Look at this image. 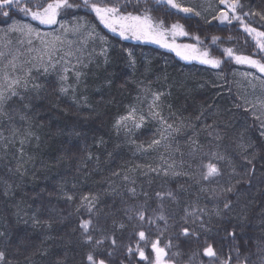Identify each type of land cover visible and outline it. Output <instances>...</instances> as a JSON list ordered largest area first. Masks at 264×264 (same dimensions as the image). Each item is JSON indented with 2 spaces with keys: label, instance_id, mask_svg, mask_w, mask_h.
Returning a JSON list of instances; mask_svg holds the SVG:
<instances>
[{
  "label": "trees",
  "instance_id": "1",
  "mask_svg": "<svg viewBox=\"0 0 264 264\" xmlns=\"http://www.w3.org/2000/svg\"><path fill=\"white\" fill-rule=\"evenodd\" d=\"M33 2L23 0L25 5ZM119 2L133 14L147 11L154 20L163 21L166 28L181 23L190 35L180 39V43L206 49L222 63L218 68L188 64L160 47L122 39L105 28L89 8L80 6L83 0H69L78 6L63 9L58 21L67 28L83 24L89 33L95 30L92 36H87L84 57L76 65V71L81 73L79 80L69 71L68 91L61 93L62 70L45 73L33 69L30 79L39 89L31 84L26 91L19 89L23 100L12 97L4 108L7 115L0 116V232L4 233L0 236V251L6 256L4 264H89V253L96 259H105L106 264H149L147 259L140 260L136 252L139 242L146 257L155 259L151 244L139 241L141 230L149 241L159 237L161 247L171 244L166 249V259L173 264H261L264 124L247 105V89L239 77L244 65L236 64L223 52L231 48L236 54L253 55L258 51L254 41L238 21L221 23L213 19L215 15L184 14L160 0ZM210 2L219 7V0ZM241 3L245 11L264 13V0H241ZM193 8L198 11L196 6ZM13 20L37 30L46 29L13 8L10 18L0 13V32L11 33L9 26ZM245 20L264 30L261 28L264 21L258 15ZM60 23L51 29H59ZM193 36H198L200 43ZM214 36L218 37L215 43ZM102 49H107L106 54H101ZM13 55L19 62L25 61L20 52ZM30 67L24 65L25 70ZM157 92L163 93L157 111L174 126L183 122L185 127L173 133L170 149L160 146L141 151L137 145L147 147L152 139L159 138V119L149 115L148 107L152 94ZM133 106L145 116L142 127L131 134L122 129L117 132L115 121ZM208 125L212 127L207 128ZM209 131L213 136L208 135ZM217 133L221 140L214 138ZM192 140L204 146L195 155L190 154ZM241 143L251 145L243 154L238 148ZM217 144L219 149L215 148ZM177 147L179 151H174ZM211 150L225 153L235 165L232 173L226 161L218 162L222 170V175L216 178L219 183L203 181L199 175L201 162H209L204 153ZM253 155L252 164H247L243 156ZM173 160L180 175L149 170V166L164 169ZM251 168L255 169V178L250 184L243 183L247 179L245 170ZM113 172L120 175L113 176ZM124 175L129 176V181L123 179ZM237 180L242 181L236 185L241 195L233 211L220 217L212 214L210 220L209 216L204 217L205 227L210 231L199 227V222L192 224L191 217L184 224L185 207L197 203L210 212L217 204L222 208L223 198H214L211 190H219L229 182L235 184ZM201 187L209 191L201 192ZM129 188H135V197L130 195ZM167 191L177 197L176 201L167 197L163 200L167 227L163 220L149 224L147 218L161 212L156 193ZM65 192L74 196L72 201L64 197ZM87 193L99 198L100 212L93 219L102 230L93 231V237L112 236L115 247L111 239L97 246L81 238L79 222L87 219L88 213L86 209L80 212L76 209L81 196ZM228 195L236 199L233 194ZM141 205L145 221L134 214L129 219L125 209L139 210ZM33 216L40 222L35 223ZM114 220L117 226H113ZM121 222L125 225L123 229L118 227ZM182 227L195 229L197 235L185 237ZM209 243L217 254L215 258L203 254ZM128 247L133 249L131 253ZM110 251L112 256L108 255Z\"/></svg>",
  "mask_w": 264,
  "mask_h": 264
},
{
  "label": "snow or ice",
  "instance_id": "2",
  "mask_svg": "<svg viewBox=\"0 0 264 264\" xmlns=\"http://www.w3.org/2000/svg\"><path fill=\"white\" fill-rule=\"evenodd\" d=\"M164 2L169 5L172 9L177 10L178 12L184 14H194L199 16L200 12L194 10L191 6H185L177 0H164ZM219 5L223 6L221 10H219L218 15L214 16L213 19L219 20L221 23L227 22L231 24L233 21H238L243 31L247 33L249 37L255 43V48L258 50L253 55H245V54H236L233 49L226 48L223 50L224 54L227 57H230L236 64L247 65L250 68L256 69L259 73H261L260 79L264 81V30H258V28L251 26V22H246L245 18H251L252 16H259L262 21H264V13H257L252 11H245L244 5L241 3V0H219ZM78 5L70 4L69 0H44L43 3L40 0H34L33 3L25 5L23 0H0V13L5 18H10V12L13 8L23 13L25 16H29L31 20L37 21L41 25H55L60 23L58 21V16H60L61 11L66 8L76 7ZM83 7H87L93 12L99 22L107 28L109 31L118 34L122 39H135L141 41H149L152 43L159 44L161 47L168 48L176 53L177 56H180L184 60H197L201 64L209 65L212 68L220 67L222 61L219 58L210 56L209 52L204 49L201 50L197 48L193 44H176L175 38L177 36H189L190 33L185 31L184 25L179 22L172 23L170 27H165L163 21H156L153 17L147 14V11L143 14H133L132 12L125 11L119 0H83V4L80 5ZM35 9V10H34ZM85 25L78 24L73 28H67L63 23H60L61 33L59 34H50V33H41L37 29L33 28L29 24L19 23L15 20L12 21V24L9 26V31L18 33L23 39L20 43H24L25 40L29 45H32L34 40L39 42V48H29V52L35 51L37 53L36 56L31 57L28 60L19 62L18 57L13 55L11 59L7 60L6 63H3V66H0V116H6L7 113L4 111L5 105L12 97H19L23 100V95L19 89L27 90L29 85L34 89H39L38 84H34L31 81V73L32 70L40 71L47 73L50 69L56 68V63H53V56H55L59 52H63V56H61V60H63L64 67L62 69V73L59 75V79L61 80V93H67L69 85H67L69 71H73L77 81L79 80L81 73L76 71V65H72L69 68L70 61L65 59V57H73L74 52L72 49V41L68 39V33L71 31L74 34H79L81 29L84 28ZM261 28H264V25H261ZM94 29L92 32L88 33V36H92L94 33ZM172 37V41L169 42L168 37ZM198 43H200V38L198 36H193ZM218 37H213V43L216 42ZM100 40L104 42V38L100 37ZM81 44L85 43V40L80 41ZM76 52H79L80 49H76ZM107 49H102L101 54H106ZM6 53L0 50V61H2L3 57H5ZM259 56V58H253L254 56ZM47 57V60H45ZM129 58L131 60V53L129 52ZM77 64L81 63L80 57H76ZM59 63V61H57ZM134 63V61H132ZM31 65L30 68L25 70L24 65ZM163 93H153L152 100L149 104V115L153 119H159L161 127L158 128L159 138L152 139L151 142L145 147L143 144L137 145V149L141 151H148L151 149L158 148L160 146H164L165 149L171 148L170 140L173 136V133H179L181 128L185 127V124L181 122L179 125H175L173 123H169L168 120L159 112L157 108L159 106V102L161 100V96ZM255 107V105L253 106ZM23 119V117H22ZM199 119V117H197ZM259 119V117H257ZM145 121V116L143 113H137L135 106L131 107L129 111L125 115H121L114 124V128L119 132L123 129L127 134H131L133 129H139L142 127ZM189 127L192 125L189 124ZM207 128H211V125L206 126ZM208 135L213 136V132L209 131ZM216 140H221L222 137L217 133L214 137ZM167 142V143H166ZM192 145H194L191 149L192 155L202 149L203 145H198L195 140L190 141ZM23 144V141H21ZM245 144L241 143L238 145V148L241 150V154L246 152L247 147ZM219 144L215 145L216 149H219ZM22 151V150H21ZM174 151H179L177 147ZM205 156L209 157L208 163L201 162V171H200V179L203 181H216L219 183L216 178L222 175V170L219 166L218 162L226 161L228 167L232 169V173H235V165L230 157L225 155V153L220 152L218 150H211L209 152L204 153ZM163 159V156H161ZM243 159L247 164H252L255 156L252 158L248 156H243ZM19 171V168L17 169ZM150 171H163L164 175H180L175 168V161L173 160L171 163H167V167L164 169L160 168H152L149 166ZM131 171V169H129ZM255 169H246L244 172V176L247 177L243 181V183L250 184L251 180L254 179ZM113 176H119V172H113ZM262 177H264V172H262ZM123 179L125 181H129V176L124 175ZM242 181L237 180L235 184L229 182L227 186H221L219 190L213 188L211 190L212 196L214 198L222 197L223 207L220 208L219 204L215 205L211 212L207 208L199 207L197 203H193L191 207L184 208V215L182 217L184 224L189 223V217L192 218L191 223L196 224L199 222V227L205 229V231H210L205 227V216H209V220L211 219V215L214 214L217 217H220L222 214L229 213L233 211L234 205L238 202L241 193L237 190L236 185L240 184ZM131 183H135L134 180ZM111 188V184L109 185ZM115 191V189H112ZM201 192H208L209 189L206 187H201ZM128 192L132 197L136 196L135 188H129ZM233 194L235 196V200L231 199L228 194ZM7 195V191L5 192ZM147 196V193H144ZM64 197L68 201H72L74 196L72 194L64 193ZM156 197L160 203H158V207L161 208V212L154 216L147 218V222L149 224L155 223L156 220H163L165 222V226L167 227L168 218L163 213V200L165 197L176 201L177 197L172 191L167 192H157ZM99 198L96 194L87 193L83 194L80 198V203L76 209L77 212L80 210L86 209L88 213L87 219H81L79 222L80 235L83 241L87 244L94 243L99 246L104 244L105 239H111L113 247L116 245V240L112 236H101L100 238H94L92 235L93 231H101L102 229L98 228V222L94 221L93 217L99 215L100 210L97 209ZM147 201H145L146 203ZM127 213H129V219L132 218V214L135 215L137 219L140 221H145V209L144 206L141 205L139 210L127 208L125 209ZM243 219V217L241 218ZM33 221L35 223H39L40 221L33 216ZM113 226L116 225V221H113ZM119 228L123 229L125 225L121 222L118 225ZM181 232L185 237L196 236L197 233L195 229H191L189 227H182ZM4 233L0 232V236H3ZM229 235H233L232 232ZM139 241H144L146 244H151L152 252L155 254L154 261L151 256L145 255V251L143 247L138 246L136 248V252L139 255L140 260H148L149 264H173L170 259H166L168 257L167 248L171 247V244L165 245L164 247L159 246L160 241L159 237L155 241H149L146 237L145 231L141 230L138 232ZM127 251L131 253L133 249L128 247ZM203 254L209 258H215L216 252L213 249L212 244H208L207 247L203 249ZM109 256H112V252L108 253ZM173 255H179V253H174ZM247 259V257H245ZM6 260V256L4 251H0V264H4ZM87 260L89 264H106L105 259L100 258L96 259L92 253L87 255ZM261 264H264V259L261 260Z\"/></svg>",
  "mask_w": 264,
  "mask_h": 264
},
{
  "label": "rangeland",
  "instance_id": "3",
  "mask_svg": "<svg viewBox=\"0 0 264 264\" xmlns=\"http://www.w3.org/2000/svg\"><path fill=\"white\" fill-rule=\"evenodd\" d=\"M163 1L164 0H160ZM177 2L182 3L185 6H196L198 8V11L201 14H209V15H218L219 10L222 9L223 6L218 5V8H215L210 0H177ZM41 25V24H40ZM45 27V30H38L41 33H50V34H59L61 33V28L52 30L51 28L54 27V25H42ZM71 29V28H69ZM11 32V31H10ZM89 30L87 26L81 29V32L79 34H74L71 31L68 33V39L72 41V49L74 52L73 57H65V59H68L70 61L69 65H67L69 68H71L72 65H77L76 57H80L81 61L84 57V49H86V38L88 36ZM118 35V34H117ZM184 36H177L175 38L176 44H182L180 43V39H182ZM23 38L18 34L11 32L9 33L7 30L0 32V50L4 51L6 53L5 57H3L2 61H0V66H3V63H6L7 60L11 59L9 57H12V55L16 52H20L21 56L25 58V60L30 59L31 57H34L37 55L35 51L29 52V48H39V42L35 41L32 45H29L26 40L24 43H20V41ZM85 40L84 44H81V40ZM127 41L137 42V43H143V44H149L153 46L160 47L166 51L172 52L176 55V53L168 48L161 47L159 44L152 43L149 41H141V40H135L132 38L125 39ZM169 42L172 41V37H168ZM76 49H80L79 52H76ZM63 52L57 53L55 56H53V63H56L55 69L62 70L65 66L63 63V60H61V56H63ZM177 56V55H176ZM180 60H182L185 63L192 64V63H198L201 64L197 60H184L180 56H177ZM45 60H47V57H45ZM59 61V63H57ZM28 65V64H27ZM205 65V64H201ZM209 66V65H205ZM211 67V66H209ZM212 68V67H211ZM54 70V69H50ZM239 77L241 78L242 82L244 83L246 89H247V105L252 111L261 119V121L264 124V81L260 79L261 73H259L256 69L250 68L247 65H244V69L240 71ZM255 105V107H253ZM123 130V129H122ZM137 129H133L135 131Z\"/></svg>",
  "mask_w": 264,
  "mask_h": 264
}]
</instances>
